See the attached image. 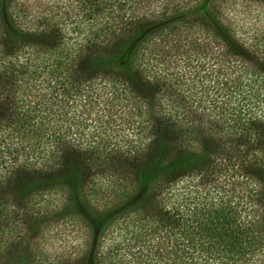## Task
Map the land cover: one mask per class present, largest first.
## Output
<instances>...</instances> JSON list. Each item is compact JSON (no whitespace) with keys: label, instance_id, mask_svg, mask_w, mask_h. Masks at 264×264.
Here are the masks:
<instances>
[{"label":"trees","instance_id":"16d2710c","mask_svg":"<svg viewBox=\"0 0 264 264\" xmlns=\"http://www.w3.org/2000/svg\"><path fill=\"white\" fill-rule=\"evenodd\" d=\"M0 253L264 264V0H0Z\"/></svg>","mask_w":264,"mask_h":264},{"label":"rangeland","instance_id":"374dc122","mask_svg":"<svg viewBox=\"0 0 264 264\" xmlns=\"http://www.w3.org/2000/svg\"><path fill=\"white\" fill-rule=\"evenodd\" d=\"M20 200L22 201V198H20ZM25 202L26 201L20 202V204ZM15 204L17 206H21L19 203H15ZM102 210L103 207L98 206L95 211L98 212ZM32 217L35 218V220L31 221L29 227L26 229L29 235L30 243L39 246L40 250L41 249L47 250L48 254H51L54 250L57 249L58 251H60L59 246H63L62 241L64 238L68 239L70 235L75 236V232L72 231L71 227L68 228V226H63V225L55 226L53 215L52 216L46 215L45 218L42 219H39L40 217H37V215H32ZM0 256H4V254H1Z\"/></svg>","mask_w":264,"mask_h":264}]
</instances>
